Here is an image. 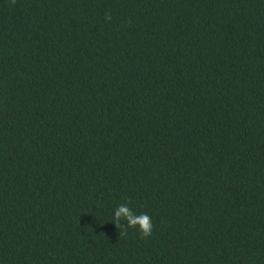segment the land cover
<instances>
[{"label": "trees", "instance_id": "16d2710c", "mask_svg": "<svg viewBox=\"0 0 264 264\" xmlns=\"http://www.w3.org/2000/svg\"><path fill=\"white\" fill-rule=\"evenodd\" d=\"M0 264H264V0H0Z\"/></svg>", "mask_w": 264, "mask_h": 264}, {"label": "clouds", "instance_id": "9594fccd", "mask_svg": "<svg viewBox=\"0 0 264 264\" xmlns=\"http://www.w3.org/2000/svg\"><path fill=\"white\" fill-rule=\"evenodd\" d=\"M16 0H10L15 4ZM110 20L111 17L107 16ZM112 223L118 230L120 236H127L129 229L137 230L142 239L149 238L153 233L152 219L146 213H135L126 203H121L114 208Z\"/></svg>", "mask_w": 264, "mask_h": 264}]
</instances>
